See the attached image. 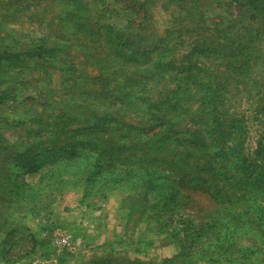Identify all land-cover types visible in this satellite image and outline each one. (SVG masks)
Masks as SVG:
<instances>
[{
    "label": "rangeland",
    "instance_id": "rangeland-1",
    "mask_svg": "<svg viewBox=\"0 0 264 264\" xmlns=\"http://www.w3.org/2000/svg\"><path fill=\"white\" fill-rule=\"evenodd\" d=\"M0 264H264V0H0Z\"/></svg>",
    "mask_w": 264,
    "mask_h": 264
}]
</instances>
